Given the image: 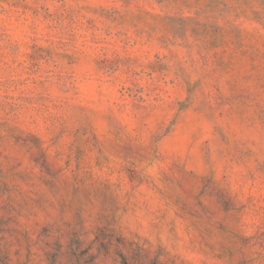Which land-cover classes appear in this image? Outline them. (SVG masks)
I'll use <instances>...</instances> for the list:
<instances>
[{
  "label": "rangeland",
  "instance_id": "rangeland-1",
  "mask_svg": "<svg viewBox=\"0 0 264 264\" xmlns=\"http://www.w3.org/2000/svg\"><path fill=\"white\" fill-rule=\"evenodd\" d=\"M0 264H264V0H0Z\"/></svg>",
  "mask_w": 264,
  "mask_h": 264
}]
</instances>
